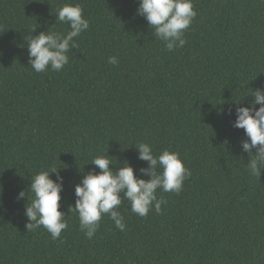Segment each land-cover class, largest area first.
I'll return each mask as SVG.
<instances>
[{
    "label": "trees",
    "instance_id": "obj_1",
    "mask_svg": "<svg viewBox=\"0 0 264 264\" xmlns=\"http://www.w3.org/2000/svg\"><path fill=\"white\" fill-rule=\"evenodd\" d=\"M75 3L89 29L63 70L35 72L25 37L66 33L55 16ZM193 4L187 43L168 52L138 0H0V264H264V168L250 174L247 137L233 127L236 108L264 90V0ZM139 143L179 153L190 177L179 194L157 190L159 214L140 217L125 200L126 229L105 215L88 239L75 186L107 152L139 175ZM53 168L68 219L58 239L28 230L25 216L31 177Z\"/></svg>",
    "mask_w": 264,
    "mask_h": 264
},
{
    "label": "clouds",
    "instance_id": "obj_2",
    "mask_svg": "<svg viewBox=\"0 0 264 264\" xmlns=\"http://www.w3.org/2000/svg\"><path fill=\"white\" fill-rule=\"evenodd\" d=\"M136 14L145 18L149 27L154 29L152 36L163 41L168 52H174L187 43L185 33L197 12L193 0H138ZM55 17L56 22L68 24L66 33L53 31L51 27L39 35L25 37L30 66L37 73L45 72L49 67L57 72L63 70L69 63L70 49L78 46L76 38L89 29V21L84 18L79 3L64 4ZM108 63L117 65V57H109ZM252 95L255 99L251 106L236 108L233 127L244 130L247 139L240 146L249 156L246 167L251 175L260 176L264 168V90L257 89ZM256 105L260 107L256 109ZM135 148L137 158L148 165L138 170L139 175L127 161L122 167H113L107 152L92 160L91 164L100 171L93 169L75 186L77 199L75 207L71 209L78 213L80 230L88 239H92L98 231L105 215L117 229H126L124 216L119 210L125 200L130 203V211L140 217H146L153 209L159 214L161 206L167 201L157 197V190L179 194L184 181L190 177L191 172L185 167L179 153L162 149L157 155L147 143H139ZM51 174H56L55 180L50 178ZM63 183V177L55 168L41 170L31 177L30 189L34 199L25 206V216L30 221L26 225L28 230L34 231L43 226L53 239H58L62 230L68 228L67 217L59 210ZM25 196L26 192L21 191L17 200Z\"/></svg>",
    "mask_w": 264,
    "mask_h": 264
}]
</instances>
